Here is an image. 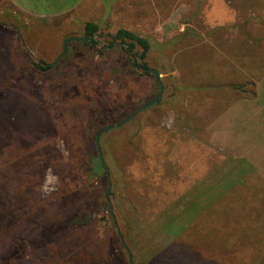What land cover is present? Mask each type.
I'll return each mask as SVG.
<instances>
[{
    "label": "rangeland",
    "instance_id": "rangeland-1",
    "mask_svg": "<svg viewBox=\"0 0 264 264\" xmlns=\"http://www.w3.org/2000/svg\"><path fill=\"white\" fill-rule=\"evenodd\" d=\"M106 1L102 20L91 21L100 30L89 33L88 42L69 43L67 54L53 69L45 70L42 79L33 62L38 60L46 68L62 53L65 39L85 37L88 22L81 21L85 12L79 18L50 22L23 18L29 33L18 27L22 39L0 24L13 33L9 54L17 56L18 63L23 61L21 77L0 101V228L16 227L29 215L45 217L47 209L62 211L93 195L96 206L87 218L101 256L109 264L130 262L118 239L115 218L133 264H150L157 249L174 245L180 237L185 240L190 224L206 216L211 204L218 211L221 199L227 197L225 204L238 208V196L249 191L245 184L264 178V125H229L235 130L223 140L187 137L170 102L175 99L173 80L163 74L172 69L165 53L171 57L175 51L191 49L173 61L187 72L184 85L195 90L218 88L225 78L241 72L235 83L246 91L242 100L264 94V72L257 82L252 76L256 69H264V0H173L176 24L171 32L191 30L183 25L194 23L202 35L185 34L181 41L175 36L166 49L153 44L145 60L139 57L140 49L127 54L120 43L108 46L109 35L119 27L116 21L106 26L112 0ZM7 11L15 13L0 0V23L11 24L1 20ZM141 64L162 72L165 92L158 104L100 139L121 202L120 211L113 206V217L106 205L108 182L96 135L158 97L159 84ZM249 93L255 96L250 98ZM221 233L220 228L214 232L208 250L219 249L228 264L235 255L248 264L252 249L237 241L236 229ZM191 243L194 247L192 239ZM205 246L200 242L202 251ZM40 257L26 260L35 264Z\"/></svg>",
    "mask_w": 264,
    "mask_h": 264
},
{
    "label": "trees",
    "instance_id": "trees-1",
    "mask_svg": "<svg viewBox=\"0 0 264 264\" xmlns=\"http://www.w3.org/2000/svg\"><path fill=\"white\" fill-rule=\"evenodd\" d=\"M1 18L2 22L11 23L19 27L23 33H29V27L26 26L23 18L18 13L7 11ZM99 30L100 27L96 24L88 23L86 25V31L91 35L96 34ZM186 34L198 36L196 31L190 29L186 31ZM109 36L111 37V41L108 43L109 47H114L120 43L127 54L140 49L139 57L143 60L147 59L153 49V44L157 45L149 37H142L125 29H120ZM12 40V31H7L0 26V101L6 99L7 91L15 87L23 71V61L19 60L21 63H18V57L8 52L12 48ZM24 53L26 55V52ZM42 62L45 61L43 60ZM33 66L37 69L42 79L46 68L34 62ZM140 67L149 68L147 64H141ZM242 88L240 86V89ZM245 92L243 93L245 94ZM248 95L250 98L255 96L252 93ZM27 106L29 107L30 105ZM87 130L89 129L87 128ZM100 165L107 179L106 169L101 161ZM111 174L112 178H114L115 173L112 171ZM256 182L257 184L254 182L251 186L248 183L245 184L246 186L248 185L249 191L238 196V208L233 209L234 207L230 208L229 205L225 204L227 197L221 199V208L218 211H213L215 206L211 204L208 207L211 210L207 212L206 216L190 224V231L185 240L181 241L182 237H180L174 245L157 249L152 256L153 259L150 264H228V257L226 254H219V249L208 250V247H210L208 241L219 228L220 233L223 230L235 228V235L238 236L237 241L239 243L245 242L247 248L250 250L249 247H251L252 249L248 264H263L264 178L260 177ZM112 187L113 206L120 211L122 209L120 206L121 202L117 199V194L115 193V183ZM249 192L252 194V199L249 197ZM106 205L109 207L107 201ZM95 206V197L91 195L83 202L62 211L47 209V211L44 210L39 213L48 212L45 217L29 215L19 220L16 227L2 226L0 228L1 263L33 264L30 263L31 260L35 262L39 254L41 255L40 261L38 260L35 264H109L101 256L100 248L99 246L97 247V236L93 232L94 226L92 224L89 225V219L87 218V216L92 215ZM213 215H216L215 221L208 222V219H212L210 217ZM237 221L238 223H236ZM29 225L32 228H28ZM213 227L214 229H212ZM204 231L206 232L204 233ZM190 238L194 242V247ZM118 239L121 241L120 237ZM224 239L227 240L228 237L226 236ZM200 242H206L203 251L202 247H199ZM30 246L33 247L31 251L28 249ZM121 247L125 250L129 260V253L122 243ZM231 254L233 256V253ZM233 257L232 264H244V259L241 257L238 256L237 258L236 255ZM27 258L31 260L27 261Z\"/></svg>",
    "mask_w": 264,
    "mask_h": 264
},
{
    "label": "crops",
    "instance_id": "crops-1",
    "mask_svg": "<svg viewBox=\"0 0 264 264\" xmlns=\"http://www.w3.org/2000/svg\"><path fill=\"white\" fill-rule=\"evenodd\" d=\"M4 2L26 20L50 22L70 17L79 18L78 16L85 12V20L81 21L88 23L96 17L102 20L107 3L106 0H4ZM172 5L173 0H112L108 8L110 16L107 18L106 26L116 21L115 24L117 23L119 27L117 30L125 29L139 36L149 37L160 49H166L171 41L173 44L175 38L181 41L187 35L183 29L176 33L171 32L174 29L173 24H176L172 21ZM183 26L191 28L197 34L200 33L194 23H186ZM254 26L256 28L257 24ZM249 27L253 26L250 24ZM190 50L175 51L171 57L168 52L165 53V59H170L172 69L163 73L165 77L173 80L171 97L175 99L170 102L174 106L177 125L185 128V133L182 134H186L187 137L190 135L192 139L215 141L225 139V136L235 130L229 125L252 126L255 123L264 125V94L262 92L256 94L255 100H242L245 89H240V85L235 83L239 78L236 76L241 72L231 74L229 79L225 78V84L218 88L211 86L208 89L195 90L181 82L187 72L180 67L177 69L173 61ZM263 72L264 69L260 68L252 74L256 77V82ZM159 73L162 75V72ZM183 102L187 105L184 106ZM187 127L192 132L187 131Z\"/></svg>",
    "mask_w": 264,
    "mask_h": 264
},
{
    "label": "water",
    "instance_id": "water-1",
    "mask_svg": "<svg viewBox=\"0 0 264 264\" xmlns=\"http://www.w3.org/2000/svg\"><path fill=\"white\" fill-rule=\"evenodd\" d=\"M0 24H2L3 26H5L7 28H10L13 31H15L20 36V38L22 39V36H21V33H20V29L17 26H14V25H11V24H3V23H0ZM90 38H91V35L88 34V35H85V37H70V38L65 39L64 42H63V51H62V53L56 59V61H54L50 66L49 65H46V70H51V69H53L55 66H57L60 63V61L63 59V57L68 52V44L69 43L75 42V41L88 42ZM23 45H24V47H26V45L24 44V42H23ZM31 55H32L33 58H35L33 56V54H31ZM36 62H37L38 65H42L40 61L36 60ZM143 70H144L145 73H149V74L153 75L154 78L156 79L157 83L159 84L160 92H159L158 97L156 99H154L153 101H151V102L145 104L144 106L140 107L135 113H133L128 118H125L124 120H122L120 122L113 123V124H110V125H107V126L102 127L97 132V135H96V145H97L98 153H99L101 162H102L103 166L106 169V174H107V179H108V188H107V191H106L105 198H106V201H107V203H108V205L110 207V210H111V213H112L113 217H114V214H113V205H112V201L110 199L111 191H112L111 172H110V168L107 166V164L105 162L104 155H103V152L101 150L100 139H101V137H102L103 134H105V133H107V132H109L111 130H114V129L122 128L124 125H126V124L130 123L131 121H133L140 113L144 112L145 110H147V109L155 106L160 101H162L163 96H164V92H165V86H164V83L162 81L161 74L158 72V70L153 69V68H144ZM113 219H114L116 228L118 230L119 237L121 239L122 245L126 248L127 252L129 253V256H130V264H133L132 254H131L130 250L128 249V247L125 244L124 237L120 233V230L118 228V225H117V222H116L115 218H113Z\"/></svg>",
    "mask_w": 264,
    "mask_h": 264
},
{
    "label": "flooded vegetation",
    "instance_id": "flooded-vegetation-1",
    "mask_svg": "<svg viewBox=\"0 0 264 264\" xmlns=\"http://www.w3.org/2000/svg\"><path fill=\"white\" fill-rule=\"evenodd\" d=\"M89 33H87L86 35H88ZM143 69V67H141Z\"/></svg>",
    "mask_w": 264,
    "mask_h": 264
}]
</instances>
